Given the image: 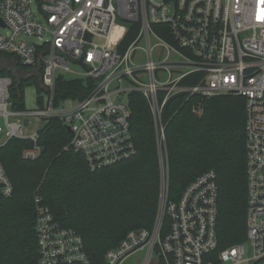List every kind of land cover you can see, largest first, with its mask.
<instances>
[{
	"label": "built area",
	"instance_id": "obj_1",
	"mask_svg": "<svg viewBox=\"0 0 264 264\" xmlns=\"http://www.w3.org/2000/svg\"><path fill=\"white\" fill-rule=\"evenodd\" d=\"M133 23L135 35L121 49ZM0 56L18 79L34 75L41 87L39 108L16 109L13 77L0 75V149L14 138L30 140L24 159L44 151L42 127L28 131L33 118L46 124L53 117L71 129L65 149L82 153L91 170L130 158L137 149L129 95L146 99L161 164L157 215L152 228L132 229L109 249L104 264L132 257L134 264H264V0H0ZM195 74L194 83H184ZM60 77L92 78L95 84L84 99L56 100ZM180 93L200 97L192 105L197 116L205 112V98H245L249 256L245 243L218 251L214 169L191 181L177 200L169 198L164 109ZM13 192L0 159V195ZM36 206V264H93L82 235L40 198Z\"/></svg>",
	"mask_w": 264,
	"mask_h": 264
},
{
	"label": "trees",
	"instance_id": "obj_2",
	"mask_svg": "<svg viewBox=\"0 0 264 264\" xmlns=\"http://www.w3.org/2000/svg\"><path fill=\"white\" fill-rule=\"evenodd\" d=\"M136 26L129 25L121 49L133 39ZM19 69L26 67L19 65ZM0 75L13 77V108H26V86L35 84L37 91H41L34 75L20 80L10 70H2ZM196 77L191 75L184 83H194ZM94 84L92 78L60 77L55 86L56 100L84 99ZM198 99V95L187 99V94L180 93L164 109L169 198L177 200L197 176L210 169L216 171L221 251L247 241L245 98H205L203 116L192 112ZM128 103L137 151L115 164L91 170L82 153L65 149L72 135L59 117L51 118L40 130V144L44 148L41 157H22V149L31 145L27 139H11L0 149V159L14 184L11 196L0 195V264H36L38 198L64 226L82 235L93 264H104L106 252L130 230L153 227L161 194V164L153 116L142 94L131 93Z\"/></svg>",
	"mask_w": 264,
	"mask_h": 264
},
{
	"label": "rangeland",
	"instance_id": "obj_3",
	"mask_svg": "<svg viewBox=\"0 0 264 264\" xmlns=\"http://www.w3.org/2000/svg\"><path fill=\"white\" fill-rule=\"evenodd\" d=\"M35 8V5H34ZM31 42H39V39L36 37L27 38ZM72 67L77 70H82V66H78L76 64H73ZM19 72V71H16ZM67 77H74L72 74H67ZM25 106L27 108H39L40 103L38 102V92L35 84H31L26 86L25 88ZM34 122L31 125L29 132H33L36 129H39L45 125V122L41 118H33ZM246 247V256H249L251 254V244L245 243ZM135 257L130 258L125 264H134Z\"/></svg>",
	"mask_w": 264,
	"mask_h": 264
},
{
	"label": "crops",
	"instance_id": "obj_4",
	"mask_svg": "<svg viewBox=\"0 0 264 264\" xmlns=\"http://www.w3.org/2000/svg\"><path fill=\"white\" fill-rule=\"evenodd\" d=\"M11 66L10 62L4 57L0 56V71L7 70Z\"/></svg>",
	"mask_w": 264,
	"mask_h": 264
},
{
	"label": "water",
	"instance_id": "obj_5",
	"mask_svg": "<svg viewBox=\"0 0 264 264\" xmlns=\"http://www.w3.org/2000/svg\"><path fill=\"white\" fill-rule=\"evenodd\" d=\"M18 80H20V79H18ZM26 122H27V120H26ZM67 129H68V131H69V132H71V129H70V127H67Z\"/></svg>",
	"mask_w": 264,
	"mask_h": 264
}]
</instances>
